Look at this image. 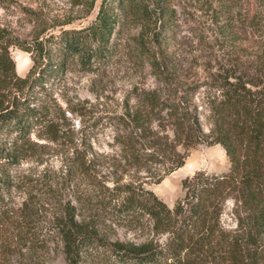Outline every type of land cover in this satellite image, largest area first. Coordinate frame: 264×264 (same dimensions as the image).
Instances as JSON below:
<instances>
[{
  "label": "trees",
  "instance_id": "trees-1",
  "mask_svg": "<svg viewBox=\"0 0 264 264\" xmlns=\"http://www.w3.org/2000/svg\"><path fill=\"white\" fill-rule=\"evenodd\" d=\"M167 9L166 0H101L88 26L19 44L33 61L24 77L16 75L5 48L12 42L0 29V189L15 186L6 169L21 165L33 128L48 123L47 112L34 109L32 103L61 75L68 58L80 57L87 71L108 60L117 27L127 18L140 25L139 53L160 85L139 95L136 110L128 115L132 129L125 127L129 132L115 139L127 164L158 163L161 174L154 183H159L181 168L190 150L199 145H219L229 162L226 173L199 171L185 178L182 196L172 208L149 190L123 185L125 195L113 206L114 213L128 220L147 216L155 231L167 234L162 246L110 241L77 218L69 202L53 208L61 209L60 215L47 216L40 204L25 198L17 216L11 210L2 216L21 219L35 231L32 250L60 243L65 264H212L216 260L218 264H264V41L251 44L253 32L264 33V26H255L260 25L258 20L246 16L250 25L245 27L249 29L243 48L246 57L241 52L217 60L211 45L210 56L199 69L202 76L180 74L167 50L174 28ZM219 28L222 38L231 36V26ZM197 93L202 94L200 110ZM202 113L207 133L202 130ZM143 150L145 156L140 154ZM74 151L61 170L67 182L70 176L87 178L90 173L86 153ZM26 179L24 174L20 184ZM229 199L235 205L236 228L224 231L219 217Z\"/></svg>",
  "mask_w": 264,
  "mask_h": 264
},
{
  "label": "rangeland",
  "instance_id": "rangeland-1",
  "mask_svg": "<svg viewBox=\"0 0 264 264\" xmlns=\"http://www.w3.org/2000/svg\"><path fill=\"white\" fill-rule=\"evenodd\" d=\"M100 1L0 0V29L12 42L5 48L16 75L24 77L33 66L31 54L21 50L19 44L88 26L95 19ZM166 6L174 26L167 50L176 60L180 74L202 76L199 69L210 56L211 45L217 60L225 54L241 52L246 57L243 48L248 44L249 29L245 27L250 26L246 16L258 20L260 25L255 26H264V0H166ZM224 24L232 28L228 38L219 33ZM139 33L137 21L122 19L108 60L87 71L80 57L68 58L61 75L32 103L34 109L47 112L48 123L33 128L28 147L23 148L21 165L6 169L7 175L15 179V186L9 191L0 189V264H65L60 243L32 250L30 241H34L35 231L21 219L2 216L5 210L17 216L25 198L40 204L47 216L57 212L60 215L61 209L53 208L69 202L76 208L77 218L95 226L110 241L162 246L167 234L155 231L147 216L128 220L114 213L113 206L125 195L123 185L149 190L172 208L182 196L181 182L185 178L199 171L208 175L228 171V159L219 145H199L190 150L184 165L159 183H154L161 174L158 163L142 159L137 167L127 164L126 154L115 139L129 132L125 127L132 129L128 115L136 110L139 95L160 86L145 56L139 53ZM253 35L251 44L264 41V33L257 31ZM201 97L199 93L195 97L199 110ZM200 121L207 133L205 113ZM74 150L86 153L90 173L87 178L70 176L67 182L61 170ZM140 154L145 156L147 151ZM1 169L0 166V174ZM24 174L27 179L20 184ZM234 209L230 199L222 207L219 226L224 231L236 228Z\"/></svg>",
  "mask_w": 264,
  "mask_h": 264
}]
</instances>
